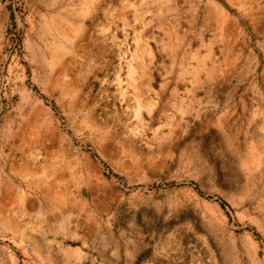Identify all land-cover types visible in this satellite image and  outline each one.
<instances>
[{
  "label": "rangeland",
  "instance_id": "1",
  "mask_svg": "<svg viewBox=\"0 0 264 264\" xmlns=\"http://www.w3.org/2000/svg\"><path fill=\"white\" fill-rule=\"evenodd\" d=\"M0 264H264V0H0Z\"/></svg>",
  "mask_w": 264,
  "mask_h": 264
},
{
  "label": "crops",
  "instance_id": "2",
  "mask_svg": "<svg viewBox=\"0 0 264 264\" xmlns=\"http://www.w3.org/2000/svg\"><path fill=\"white\" fill-rule=\"evenodd\" d=\"M179 41L183 37L178 36ZM188 52L182 49L176 52L166 53V58L170 59L169 62H162V69L160 70L162 81L173 82V81H189L187 74L190 66H194L188 60Z\"/></svg>",
  "mask_w": 264,
  "mask_h": 264
},
{
  "label": "bare ground",
  "instance_id": "3",
  "mask_svg": "<svg viewBox=\"0 0 264 264\" xmlns=\"http://www.w3.org/2000/svg\"><path fill=\"white\" fill-rule=\"evenodd\" d=\"M62 189H64V191L66 189V183L62 177L58 176L54 180H52V181L50 180L46 184V194L45 195L47 196V201L50 204H54V203L56 204L57 203L61 206L66 205V199L64 196L65 194H64V191Z\"/></svg>",
  "mask_w": 264,
  "mask_h": 264
}]
</instances>
